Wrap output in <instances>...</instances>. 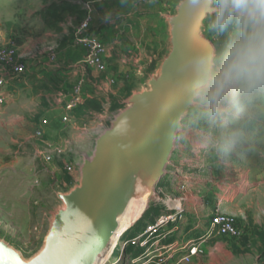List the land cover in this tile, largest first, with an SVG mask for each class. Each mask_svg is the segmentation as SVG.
<instances>
[{"label":"rangeland","instance_id":"rangeland-1","mask_svg":"<svg viewBox=\"0 0 264 264\" xmlns=\"http://www.w3.org/2000/svg\"><path fill=\"white\" fill-rule=\"evenodd\" d=\"M213 5L219 8V13L210 15L207 36L219 51L227 33L216 31L215 23L224 8L219 0H213ZM173 6L174 0H163V12L171 13ZM158 20L160 36L149 71L165 49L166 32L161 14ZM7 23V27H0V47L24 36L20 24ZM40 53L45 51L37 48L29 57L35 58ZM145 77L134 86L136 91ZM20 87V84L0 87V95L5 97L0 103V237L24 257H29L42 244L50 212L61 204L57 193L66 191L78 181V166L83 154H91L93 144L74 142V147L66 153L50 152L43 143L46 138L35 134V126H39L42 115L36 113L29 95L14 91ZM93 121L80 127L89 129L100 124ZM63 124L59 126L64 128ZM108 124L101 123L98 132ZM182 126L167 175L156 186V200L123 238L138 234L147 219L163 214L166 206H171L170 195L169 199L177 201L182 197L185 204L181 208L187 220L183 227L198 228L197 232L193 229L182 233L184 238L198 236L218 205L220 211L235 216L241 232L237 237L220 238L231 247L230 254L221 252L224 255L221 264H264V111L254 116L242 143L230 153L213 147L215 133L200 120L196 107L182 120ZM61 133L65 134L64 129ZM176 204L179 206V202ZM129 251L130 248L127 253ZM119 252L115 250L108 263L129 264L126 259L116 263Z\"/></svg>","mask_w":264,"mask_h":264},{"label":"water","instance_id":"water-1","mask_svg":"<svg viewBox=\"0 0 264 264\" xmlns=\"http://www.w3.org/2000/svg\"><path fill=\"white\" fill-rule=\"evenodd\" d=\"M219 12L213 0H174L162 12L166 40L160 59L143 85L94 138L78 166V181L58 192L40 248L24 257L0 237V264H95L124 217L133 228L158 194L182 132V120L195 107L191 61L203 49L216 51L207 36L208 16Z\"/></svg>","mask_w":264,"mask_h":264},{"label":"crops","instance_id":"crops-1","mask_svg":"<svg viewBox=\"0 0 264 264\" xmlns=\"http://www.w3.org/2000/svg\"><path fill=\"white\" fill-rule=\"evenodd\" d=\"M87 3L91 8L88 34L105 46L102 57L106 70L103 72L86 66L84 49L73 43V28L83 20ZM147 4L159 10V15L163 12V0H0V27H7V22L20 24L24 36L14 44L26 64L25 71L15 80L6 79L5 86L20 84L14 91L30 96L36 113L42 115L35 128L43 131L46 138L43 143L50 152L66 153L74 147V142L92 145L101 123L110 121L122 108L120 105L126 96L136 91V83L149 72L160 24L158 17L142 8ZM49 47L54 50L53 59L47 52ZM37 48L45 53L31 59L29 55ZM78 82L82 83L81 101L68 111L66 104ZM64 116L67 121L62 120ZM90 120L100 124L89 129L80 127ZM61 123L65 124L64 128L59 126ZM63 129L65 134L61 133ZM169 198L168 202L174 205ZM178 199L174 200L180 206L185 204L182 197ZM216 209L221 208L217 205ZM168 211L170 205L163 213ZM186 223L185 219L179 232L181 238L185 237L182 234L185 231V234L193 229L198 231L197 226L183 227ZM220 238L224 237L217 236L206 242L203 254L189 264H221L224 258L221 252L230 254L231 247Z\"/></svg>","mask_w":264,"mask_h":264},{"label":"clouds","instance_id":"clouds-1","mask_svg":"<svg viewBox=\"0 0 264 264\" xmlns=\"http://www.w3.org/2000/svg\"><path fill=\"white\" fill-rule=\"evenodd\" d=\"M216 31L227 33L219 51L203 49L191 61L190 98L215 133L213 147L230 153L264 111V0H219Z\"/></svg>","mask_w":264,"mask_h":264},{"label":"built area","instance_id":"built-area-1","mask_svg":"<svg viewBox=\"0 0 264 264\" xmlns=\"http://www.w3.org/2000/svg\"><path fill=\"white\" fill-rule=\"evenodd\" d=\"M90 21L91 8L87 3L83 20L73 28V43L84 49L86 66L103 72L106 70L102 57L105 46L99 39L88 34ZM47 52L52 59L55 57L53 48L49 47ZM24 59L13 41L0 47V87L6 85L7 76L15 80L25 71ZM81 89L82 83L78 82L66 104V110H73L80 103ZM3 101L4 97L0 96V103ZM62 120L67 121V117L64 116ZM35 134L42 137L43 131L37 128ZM170 201L174 203L170 211L145 222L138 234L123 238L127 231L123 233L104 264H112L108 262L115 250L120 251L116 263L126 259L129 264H189L194 257L203 254L204 244L214 237H237L241 233L235 216L216 209L198 236L181 238L179 232L185 220L184 209L180 204L175 205L177 202L174 199Z\"/></svg>","mask_w":264,"mask_h":264},{"label":"bare ground","instance_id":"bare-ground-1","mask_svg":"<svg viewBox=\"0 0 264 264\" xmlns=\"http://www.w3.org/2000/svg\"><path fill=\"white\" fill-rule=\"evenodd\" d=\"M130 223L131 221L127 217H124L120 228L118 229V231L114 234L113 238L111 239L110 245L108 246L104 254L99 258V260L95 264H104L106 262L107 257L112 253L114 247L119 242L121 235L125 233V230L129 226Z\"/></svg>","mask_w":264,"mask_h":264},{"label":"trees","instance_id":"trees-1","mask_svg":"<svg viewBox=\"0 0 264 264\" xmlns=\"http://www.w3.org/2000/svg\"><path fill=\"white\" fill-rule=\"evenodd\" d=\"M151 7L152 6L149 5V4L142 6V8L149 10L151 14L153 13V15L155 16L154 18L159 17V10L152 9ZM152 20H153V18L149 19V22L152 21ZM209 22H211V16L210 15L208 16V23Z\"/></svg>","mask_w":264,"mask_h":264}]
</instances>
